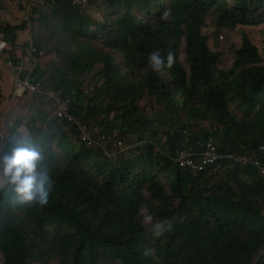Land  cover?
<instances>
[{
    "label": "trees",
    "instance_id": "trees-1",
    "mask_svg": "<svg viewBox=\"0 0 264 264\" xmlns=\"http://www.w3.org/2000/svg\"><path fill=\"white\" fill-rule=\"evenodd\" d=\"M28 7V23L0 20L5 55L75 122L54 116V100L26 94L0 140V156L35 146L54 182L44 208L0 192V264H264V175L224 161L216 175L192 177L170 160L212 135L219 154L264 165V0ZM27 27L51 54L31 72L13 49ZM213 32L240 36L228 65ZM153 51H171V68L152 71ZM149 214L172 230L154 237Z\"/></svg>",
    "mask_w": 264,
    "mask_h": 264
},
{
    "label": "clouds",
    "instance_id": "clouds-1",
    "mask_svg": "<svg viewBox=\"0 0 264 264\" xmlns=\"http://www.w3.org/2000/svg\"><path fill=\"white\" fill-rule=\"evenodd\" d=\"M98 1L99 0H92L89 4H87L85 6L86 7L89 5L94 6L97 4ZM78 7H81V6H78ZM0 34H3V33H0ZM5 40H6V38H5ZM32 42H33V40L31 39V41L29 42L30 43V48H28L29 50L31 49V43ZM7 45H8L7 49L3 52L2 55H0L1 61H2L4 66H5V62L9 61V60H11L13 62V65H14V60L5 57L6 56L5 52L9 49V43H7ZM40 51H42V50H40ZM27 56H28V51H27ZM41 57L38 58V64H39V60ZM174 62H175V57L171 51L168 52L166 58L161 54L160 51H153L152 53H150V55L148 57L149 67L154 72H159L165 67L171 68V66L174 64ZM36 67H38V65ZM33 69H32V62H31L30 72L33 71ZM7 70L10 72V76L12 78V81H13L12 76L14 74H17L18 72H22V71H17V68L15 67V65L10 69L7 68ZM22 73H21V75H22ZM12 88H13V85H12ZM11 95H12V91H11ZM13 98H15V97H13ZM22 98H24V96L21 98H16V99H22ZM9 123L7 124V127L5 129H3L6 131V137H7L8 130H9V128H8ZM12 123H13V121H12ZM210 137H213V136L212 135L209 136L205 140V142ZM213 140H214V137H213ZM4 141H2V142H4ZM260 148H262V147H260ZM201 149H202V147H201ZM180 150L192 151V150H187V149H180ZM180 150H178V151H180ZM200 150H197V151H200ZM177 152L175 153V155L177 154ZM262 152H263V148L261 151L259 150V153H262ZM217 153H218V151H217ZM175 155H174V157H175ZM219 155L220 156H228V155L235 156L233 154H226V155L219 154ZM241 157H244V156H241ZM173 158H171L170 160L172 161ZM42 159L43 158H42L41 152L35 146H30L28 142H24V143L20 144L19 146L14 147L10 153H5L4 155L0 156V192L13 195L16 202H18L20 204L27 205L30 208L36 207V206H38L39 208H44L49 202V196L53 190L54 182L51 178L50 170H49L48 166L44 165L42 163ZM259 159H260V164H261L262 157H260ZM224 161H231V160H227V159L221 160V162H220L221 166H220L219 170L222 168V163ZM231 162H233L239 166H242V167L250 166V165H240L234 161H231ZM262 166L264 167V165H262ZM177 167L180 168L178 165H177ZM250 167L253 168L252 166H250ZM180 169L183 171H187V170L182 169V168H180ZM253 169H255V168H253ZM255 170L261 174V172L259 170H257V169H255ZM187 172H189V171H187ZM205 172H208V170ZM205 172H203V173H205ZM200 174H202V173H199V174L193 176L190 173V175L192 177H197ZM261 175H263V174H261ZM144 221H145V223H151L152 224L151 231H152L154 237H156V238H160L166 232L172 230V228H173V221H170V220H160V221H156L153 223V217L150 214L144 217ZM180 222H183V217L180 218ZM151 252H152V250L148 249L144 252V255L148 256L151 254Z\"/></svg>",
    "mask_w": 264,
    "mask_h": 264
},
{
    "label": "built area",
    "instance_id": "built-area-1",
    "mask_svg": "<svg viewBox=\"0 0 264 264\" xmlns=\"http://www.w3.org/2000/svg\"><path fill=\"white\" fill-rule=\"evenodd\" d=\"M21 1V0H20ZM73 6H85L89 4L92 0H68ZM7 42L5 40V36L0 34V55L7 49ZM43 55V52L37 50L33 46V42L31 43V49L28 51V58L32 62V69L38 65V58ZM5 66L10 69L12 68L13 62L11 60L5 62ZM22 72H18L14 74L12 81V96L15 98H21L25 96V94H42L46 97L54 100L57 104V109L54 112V116L58 118H65V112L67 111V107L65 104L59 102L58 96L54 92L44 93L41 91V83L38 81H33L30 76H26L23 78L21 76ZM66 118L70 122H75V120L71 119L68 115ZM13 123H9V129H12ZM6 138V131L0 130V140L4 141ZM261 151L262 148H259ZM260 158V157H259ZM223 159L234 161L240 165H250L253 168L259 170L261 174L264 175V167L260 164V159L250 160L247 157L241 156H220L217 153L216 146L214 144L213 137H210L202 146L200 151H186L180 150L177 152L172 161L178 165L180 168L189 171L193 176L203 173L208 170V172L212 175H215L220 168V162Z\"/></svg>",
    "mask_w": 264,
    "mask_h": 264
},
{
    "label": "rangeland",
    "instance_id": "rangeland-1",
    "mask_svg": "<svg viewBox=\"0 0 264 264\" xmlns=\"http://www.w3.org/2000/svg\"><path fill=\"white\" fill-rule=\"evenodd\" d=\"M29 2L31 3L33 0H0V20H6V23L12 24L13 26H19L21 23H28L29 20L27 12L29 11ZM100 3L101 0L97 2V4ZM4 5H8L6 9L1 8ZM91 9L93 10L94 6L91 7ZM100 11H102V8ZM30 30L29 27H27V32L24 33L25 36H27V34L30 35ZM24 42L25 40H23L21 43ZM239 42L240 36L236 32H213L211 35L212 48L214 50H220L223 53V61L226 65H228L231 60V51H233V49L239 45ZM21 54L25 56V59L22 62V68L25 67L23 71H30L31 62L28 61V58L25 55L26 51H24V46L22 48ZM5 57L7 58V56ZM50 58L51 54L43 51V56L40 58L42 61L41 67H43L45 63L50 60ZM11 91L12 78L10 76V72L3 65L0 58V130L5 129L7 124L14 120L16 115L21 112L25 101H28L27 96L22 99L13 98ZM52 264L55 263L53 262Z\"/></svg>",
    "mask_w": 264,
    "mask_h": 264
},
{
    "label": "crops",
    "instance_id": "crops-1",
    "mask_svg": "<svg viewBox=\"0 0 264 264\" xmlns=\"http://www.w3.org/2000/svg\"><path fill=\"white\" fill-rule=\"evenodd\" d=\"M25 32H27V30L17 33L16 46L13 47V49L15 50L16 56L18 55L17 57L21 60V62H23V60L25 59V56H23L21 54L22 48H23V46L28 45L30 40H31V36L28 34H27V36H25V34H24ZM23 40H25V42L21 43ZM39 62H41V61L39 60Z\"/></svg>",
    "mask_w": 264,
    "mask_h": 264
}]
</instances>
